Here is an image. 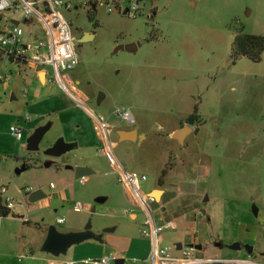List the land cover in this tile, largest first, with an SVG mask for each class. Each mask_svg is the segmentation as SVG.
<instances>
[{
    "label": "rangeland",
    "instance_id": "1",
    "mask_svg": "<svg viewBox=\"0 0 264 264\" xmlns=\"http://www.w3.org/2000/svg\"><path fill=\"white\" fill-rule=\"evenodd\" d=\"M62 13L75 37L82 31L95 34L92 44L77 46L80 62L67 73L71 81L80 84L84 98H78L83 105L61 86L52 67H47L49 77L44 86L28 65L8 59L0 63V75L10 83L7 88V81H0V195L1 188L7 187L19 202L14 216H6L0 223V253L7 256L6 264H64L66 259L97 257V251H85L89 244L129 258L125 237L141 238L137 223L142 222L143 214L138 212L137 223L124 214L135 203L128 188L118 181L120 164L127 173L148 177L142 184L145 193L164 182L168 200L161 205L166 210L158 215L165 221L174 220L177 228L163 234V248L190 245L184 215L191 216L194 211L203 220L198 232L205 237L199 257L249 259L245 249L229 246L238 241L253 246L248 238L252 230L264 242V53L262 61L255 63L234 51V41L242 34L264 36V0H161L147 2L136 17L108 14L102 6L96 13L85 7ZM14 19L21 21L29 34L32 27H27L19 14ZM36 30L43 36L40 26ZM133 43H140L136 52L116 51ZM32 96L38 98L33 101ZM117 110L131 111L136 123H122ZM54 113L59 115L55 122L62 120L65 125L70 118L73 122L62 127L64 136L57 128L50 129L40 151L29 152L28 140L38 122ZM194 113L204 124L181 146L169 134ZM98 118L114 128H139L147 140L140 135L136 144L118 143L113 156ZM13 127L23 131L22 140L12 133ZM82 130L91 135L94 148L82 150L73 142L76 147L60 158L50 159L45 154L52 145L49 139L56 138L53 144L59 139L66 142L70 137L66 132L79 137ZM112 136L110 142L116 144L117 135ZM24 161L30 168L18 174ZM50 161L53 164L46 167ZM83 162L96 167L85 184L74 171ZM191 165L197 172L188 173ZM183 182L196 186V191L183 195L177 190ZM25 188L43 191L51 204L23 203L19 189ZM172 189L175 192L170 193ZM58 192L67 200L59 201ZM152 196L159 199L161 195ZM99 197L109 199L96 205ZM76 203L96 206V213H76ZM254 204L258 217L252 212ZM200 210H205L206 216ZM22 216L30 223L19 218ZM59 218L65 223L59 224ZM89 222L103 242L86 241L60 257L41 252V229L56 226L63 233L79 232ZM110 229L115 231L107 232ZM218 243L224 247H217ZM171 253L180 254L176 249ZM262 253L257 247L251 259L264 264ZM32 254L45 260L32 262Z\"/></svg>",
    "mask_w": 264,
    "mask_h": 264
},
{
    "label": "built area",
    "instance_id": "2",
    "mask_svg": "<svg viewBox=\"0 0 264 264\" xmlns=\"http://www.w3.org/2000/svg\"><path fill=\"white\" fill-rule=\"evenodd\" d=\"M161 0H0V63L12 58L21 60L37 71L39 66H44L46 78L49 77L47 67L50 66L61 86L67 93L77 100V88L67 75L80 62L77 46L74 41L76 37L72 32L70 23L64 18L63 11L71 12L80 8H87L91 13H96L99 6H102L108 14L119 12L127 15H139L145 8L147 2L157 3ZM19 14L27 27H32L29 34L20 25H14V16ZM5 15V17H3ZM20 19V20H21ZM40 26L43 36L38 35L36 27ZM30 27V28H31ZM4 78L0 75V81ZM52 80V79H51ZM28 90L24 91L27 94ZM116 115L125 123L133 124L134 116L128 110H117ZM28 121L32 117L27 116ZM104 139L107 141L108 132L111 126L99 122ZM12 133L18 140H22L23 131L12 128ZM119 183L126 186L132 196L135 207L125 209L124 214L129 217L136 211L143 214V220L140 223V233L151 243V249L148 259H133L134 264H257L252 259L249 260H214L201 258L197 255L196 244L183 246L179 255H174L171 250L174 248H163L161 240L163 234L169 229H176L177 225L173 221H165L158 215L162 207L157 198L151 194H146L142 190V184L148 181V177L142 175L137 177L134 174L127 173L119 166ZM88 177H82L81 182L85 184ZM51 188H55L51 185ZM35 190L33 188L19 189V194L23 203H26L30 194ZM2 205L6 211H0V223L4 214L14 216V211L19 202L9 195L8 188H1ZM74 212H89L90 206L82 203H76L73 207ZM24 222H29V218L20 217ZM59 224L65 223L64 219H58ZM120 257L111 252L98 259H86L81 262H65L64 264H115Z\"/></svg>",
    "mask_w": 264,
    "mask_h": 264
},
{
    "label": "crops",
    "instance_id": "3",
    "mask_svg": "<svg viewBox=\"0 0 264 264\" xmlns=\"http://www.w3.org/2000/svg\"><path fill=\"white\" fill-rule=\"evenodd\" d=\"M35 78H37V80L40 82V83H42V85H47V83H48V78H46V80H45V82H43L42 80H41V78H40V73L38 72H36L35 71ZM3 81H7V82H5V87H7V88H9L10 87V83L8 82L9 81V79H5V80H3ZM72 83L76 86V88H77V86L79 85V83L78 82H74V81H72ZM79 90L77 89V93H76V96L78 97L79 95L80 96H82L83 98H84V95L80 92H78ZM25 95H30V93H29V90H28V93L27 94H25ZM32 98H33V101H35V99H37L38 98V96H32ZM72 98V97H71ZM12 99H14V95H13V98ZM74 99V98H73ZM82 104V103H81ZM142 104V103H141ZM83 105V104H82ZM85 107V106H84ZM86 108V107H85ZM87 109V108H86ZM88 110V109H87ZM89 111V113L93 116V117H96V115L92 112V111H90V110H88ZM129 111V110H128ZM55 112V111H54ZM131 112V111H130ZM132 113V112H131ZM133 115V114H132ZM59 118V115H58V113H54L52 116H46V118H44L43 120H41V121H39L38 122V124H37V127H36V129H38V128H40V127H42V126H45V125H47V124H51V129L52 128H57V131L58 132H60V134L61 133H63V129H62V127L65 129V128H67V127H69L70 125H71V123L73 122V118H70V119H68L67 121H65V125H63V121L62 120H58V121H53V120H56V119H58ZM97 118V117H96ZM50 119H52V120H50ZM98 120H100L99 122H101V123H103V124H106V122H103L102 121V118H98ZM33 121V120H32ZM59 121H61V122H59ZM108 125V124H107ZM108 126H110V125H108ZM79 128H81V126H78L77 127V129H79ZM36 129H35V131H36ZM112 129H113V127L111 126V129L109 130V132H108V139H107V141L104 139V142H105V144H106V147H107V149L109 150V152L113 155V148H115L116 146H117V144L119 143V144H125V143H128V144H136L138 141H139V138L137 137V136H140L141 135V137H142V139L144 140V141H146L147 140V136H144L143 134H141V132H139L137 129H128V130H126V129H121V128H119V130L116 132V135H117V139L115 140V142H116V144H114V143H111L110 142V137L113 135V131H112ZM35 131H33L32 132V134L35 132ZM177 130H174V131H172L170 134H169V137H171L172 138V135L174 134V132H176ZM133 132H137V136H136V134L135 135H133ZM32 134H31V136H32ZM65 135L67 136H70V137H68V141H66V143L67 142H77V144H78V146H80V148L82 149V150H89V149H92V148H94L95 147V145L92 143V138H91V135H88V133L85 131V130H82V132H81V135L79 136V137H77V136H72L71 135V133H68V132H66L65 133ZM61 136H64L63 134H61ZM60 136V137H61ZM112 138H113V136H112ZM56 138H54V139H49V141H48V143H50V144H53V142H54V140H55ZM173 139V138H172ZM174 140V139H173ZM176 141V140H175ZM186 141V140H185ZM177 142V141H176ZM179 144V143H178ZM185 145V144H184ZM114 156V155H113ZM115 158V157H114ZM116 161H118L117 159H116ZM53 164V163H52ZM80 167H88V168H91L92 170H93V172L95 173V170H94V168L96 169V167H95V165H93L91 162H86V163H82V165H80ZM120 167H122L121 166V164H120ZM123 168V167H122ZM197 167H193V165H191L190 166V170L188 169V173L190 174H192L193 172H197ZM72 170H73V168H72ZM93 173V174H94ZM148 182V181H147ZM164 185V182H160V186L159 187H154V188H152V189H150L149 190V192L148 193H146V194H153V193H156L157 191H161L162 192V194H161V196L159 197V199H158V201H159V205H162V203L163 202H165L166 200H168V197H167V192L164 190V188L162 187ZM198 185V184H197ZM196 186H193L192 184H190V183H188V182H183V183H180L179 184V187H178V191L180 192V190H181V193L184 195V194H186V192L188 191V192H191V193H194L195 191H196ZM35 191H38V190H35ZM34 191V192H35ZM170 193H173V192H175V190L174 189H172L171 191H169ZM181 193H179V194H181ZM31 195V194H30ZM56 197H57V199L59 200V201H65V200H67L66 199V195L65 194H63L62 192H58V194H56ZM165 200V201H164ZM44 201V205H50L51 204V202H50V200L49 199H46V200H43ZM43 201H40V202H43ZM28 202H29V199H28ZM162 207V206H161ZM91 210H92V206H90V211L89 212H91ZM166 209L163 207L162 208V210L161 211H165ZM138 212L139 211H136L134 214H132L131 216H129V219L132 221V222H134V223H137V220H138ZM140 213V212H139ZM202 214V213H201ZM184 216H186V223H185V228H186V231H188L189 232V234H190V238H189V244H196L197 246H202V250H203V244H204V241H205V237L204 236H201L200 234H199V232H198V223L201 221V223H203V220L202 219H200V217H198V215H196V213H194V211H192L191 212V216H189V215H184ZM23 217V216H22ZM25 217V216H24ZM161 218H162V216H160ZM20 218V217H19ZM59 219H63V218H59ZM164 220V219H163ZM166 221H173V222H175L174 220H166ZM25 223H30V221L29 222H25ZM141 223V222H140ZM140 223H137V224H139V233H140ZM176 223V222H175ZM64 224V223H63ZM112 224L110 223L109 224V226L110 227H113V226H111ZM176 225H177V223H176ZM243 228H245V227H243ZM115 231V230H114ZM113 231V232H114ZM47 232H48V228H45L44 230L43 229H41V234H40V237H39V239H40V246H42L43 245V242L45 241V239H46V236H47ZM263 232H264V227H263ZM109 233H112V232H109ZM140 236H141V238H133V237H130V236H126L125 237V240H126V242H127V245H128V252H129V255L128 256H130L129 258H127V257H125V255L124 254H122V253H118V252H115V251H108V252H105L100 246H97V245H95V244H89V246L85 249V251L86 252H90V251H97L99 254L97 255V257H95V258H93V257H87V258H84V259H81V260H78V261H76V260H63L62 261V263H65V262H81L82 260H86V259H98V258H101V257H103V256H105V255H108V254H110L111 252H113V253H116L119 257H120V259H124L125 260V264H126V262L127 261H130L132 264H134L133 263V259H138V260H146V259H148V257H149V254H150V249H151V243H150V241L148 240V239H145L142 235H141V233H140ZM102 238H103V236H102ZM249 238V240H251L250 242V244H252L253 246H254V249H256L257 247H259L260 248V250L263 252L262 253V255L264 256V242L263 241H260L259 239H258V234H257V231H255V232H253V230H252V232H251V234H250V237H248ZM103 242V241H102ZM238 242H240V241H238ZM178 244H181V243H178ZM183 245V244H182ZM176 246H177V244H176ZM184 246V245H183ZM217 247H219V248H223L224 247V245L222 244V243H218L217 245H216ZM31 252H33V251H31ZM130 254H132V255H130ZM254 254V253H253ZM5 257H7L6 255H4L3 253L1 254L0 253V264H6V260L7 259H5ZM26 258H29V256H27L26 255ZM36 258H38V259H36ZM32 262L34 261H36V260H45V258H41V257H36V255H33L32 254V258H29ZM249 259H251V258H249ZM249 259H242V260H249ZM29 260V261H30ZM214 260H221V259H214ZM234 260V259H233ZM51 263L52 264H56V262L55 261H51ZM142 264H149V263H142Z\"/></svg>",
    "mask_w": 264,
    "mask_h": 264
},
{
    "label": "water",
    "instance_id": "4",
    "mask_svg": "<svg viewBox=\"0 0 264 264\" xmlns=\"http://www.w3.org/2000/svg\"><path fill=\"white\" fill-rule=\"evenodd\" d=\"M14 25L18 26L20 22L15 21L13 22ZM95 35L84 33L80 38H76L74 43L76 46L81 44H86L89 42H92L94 40ZM140 43H133L130 45L125 46H119L116 51H129V52H136L138 50V46ZM10 63L13 64H25L21 60H13L12 58L9 59ZM37 71L40 73V78L42 80V75H46L44 72V66H39L37 68ZM101 101L99 100V104ZM51 129V124H47L45 126H42L32 134V136L28 140L27 150L29 152H38L40 151V144L44 138V136L47 134V132ZM192 132V128L190 126H185L182 129L177 130L172 135V138L176 140L181 146H184L186 137ZM137 136V132H133V135ZM138 138L140 136H137ZM76 147L75 143H66L64 139H59L54 146L50 147L45 154L48 157L52 158H60L63 155L67 154L71 150H73ZM52 161L48 162L46 164V167H50L52 165ZM68 169H72V167H67ZM29 167L24 163L22 167L18 170V174H21L22 172L28 170ZM75 175L77 179H80L82 177H88L89 175H92L94 172L86 167H77L74 169ZM157 195H161V191L156 192ZM47 196L43 193V191L38 190L33 192L29 196V203H38L40 201L46 200ZM109 198L107 197H99L95 200L96 205H103L108 201ZM208 201V198L205 199V202ZM0 211H6V208L2 205V199L0 197ZM252 212L254 213L255 217H258L259 210L257 206L254 204L252 208ZM96 213V206H94L91 210V214ZM203 215H206V211L202 210L201 212ZM114 229L107 230V232H113ZM98 241L102 242L103 238L102 235H97L92 230V223L89 222L88 225L84 228V230L79 232H71V233H63L60 232L56 226H50L48 228L47 236L45 241L43 242V245L41 247V252L50 254L54 257H60L67 255L70 248L73 246L80 245L86 241ZM177 250L180 251L183 248L182 244H177ZM232 250H242L245 249L246 253L249 258H252L254 253V247L247 244H241L240 242H237L236 244H233L229 246ZM197 249L199 251L202 250V246H197ZM115 264H125L124 259H118L116 260Z\"/></svg>",
    "mask_w": 264,
    "mask_h": 264
},
{
    "label": "trees",
    "instance_id": "5",
    "mask_svg": "<svg viewBox=\"0 0 264 264\" xmlns=\"http://www.w3.org/2000/svg\"><path fill=\"white\" fill-rule=\"evenodd\" d=\"M234 51L242 56L247 57L255 63L262 61L264 53V36L261 35H238L234 41ZM30 168V166H28ZM8 216L7 213L4 217Z\"/></svg>",
    "mask_w": 264,
    "mask_h": 264
},
{
    "label": "flooded vegetation",
    "instance_id": "6",
    "mask_svg": "<svg viewBox=\"0 0 264 264\" xmlns=\"http://www.w3.org/2000/svg\"><path fill=\"white\" fill-rule=\"evenodd\" d=\"M84 33H89V34H93V35H95V34L92 33V32L82 31V32H80L79 34H77L76 38H80ZM94 41H95V37H94V40H93L92 42H89V43H86V44L78 45V47H84V46L87 45V44H92ZM79 85H80V84H79ZM79 85L77 86V89H78V90L84 95V93L80 90ZM203 121H204V120H202V118L200 117V115L194 113V114L190 115L188 118H186L185 120H183V121L180 123V126H179L178 128H176V129H174V130H179V129L184 128L185 126H190V128H192V132L186 137V139H188L189 136H191V135H193V134H198V133L200 132V130H201V126L204 124ZM122 123H125V122L122 121ZM135 123H136V121H135V118H134V123H133V124H135ZM128 124H129V123H128ZM133 129H137L139 132H141L139 128H133ZM118 130H119V128H114V127H113V129H112L113 134H116V132H117ZM174 130H173V131H174ZM186 139H185V140H186ZM55 143H56V142H55ZM55 143H54V144H55ZM54 144L48 146L47 150H48L50 147L54 146ZM47 150H46V151H47ZM49 158H50V159H55V158H52V157H49ZM24 163H25L27 166H30L29 163H28V161H24ZM200 212H202V210H200ZM204 216H206V215H204ZM253 255H254V254H253ZM263 257H264V256H263ZM253 262H254V260H253ZM255 263H256V262H255Z\"/></svg>",
    "mask_w": 264,
    "mask_h": 264
}]
</instances>
